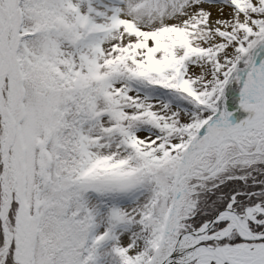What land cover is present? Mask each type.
<instances>
[{"label":"snow or ice","instance_id":"6c2138e0","mask_svg":"<svg viewBox=\"0 0 264 264\" xmlns=\"http://www.w3.org/2000/svg\"><path fill=\"white\" fill-rule=\"evenodd\" d=\"M0 264H264V0H0Z\"/></svg>","mask_w":264,"mask_h":264}]
</instances>
